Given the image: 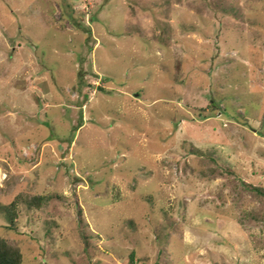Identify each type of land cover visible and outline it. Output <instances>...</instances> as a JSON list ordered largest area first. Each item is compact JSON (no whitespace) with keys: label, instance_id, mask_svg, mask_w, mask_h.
Returning <instances> with one entry per match:
<instances>
[{"label":"rangeland","instance_id":"1","mask_svg":"<svg viewBox=\"0 0 264 264\" xmlns=\"http://www.w3.org/2000/svg\"><path fill=\"white\" fill-rule=\"evenodd\" d=\"M247 185L264 0H0V202L50 197L0 214L23 264H264Z\"/></svg>","mask_w":264,"mask_h":264},{"label":"trees","instance_id":"2","mask_svg":"<svg viewBox=\"0 0 264 264\" xmlns=\"http://www.w3.org/2000/svg\"><path fill=\"white\" fill-rule=\"evenodd\" d=\"M91 34L87 40H90ZM250 189L251 193L258 196L261 199H264V188H257L251 185L246 186ZM50 197L45 195H37L30 199L24 200L22 197H17L13 202L8 205H3L0 202V214L5 215L8 222L11 224L9 226L10 230L15 229V223L19 218V204L21 201H25L28 208L41 209L48 201ZM80 213V212H79ZM81 215V213H80ZM82 220V219H81ZM135 252L133 251L129 256V264H135ZM0 264H23V255L21 250L3 239L0 236Z\"/></svg>","mask_w":264,"mask_h":264}]
</instances>
